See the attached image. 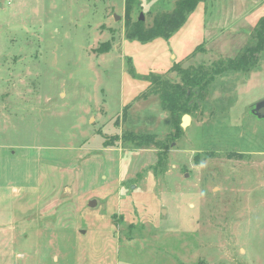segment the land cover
<instances>
[{
    "label": "rangeland",
    "instance_id": "obj_1",
    "mask_svg": "<svg viewBox=\"0 0 264 264\" xmlns=\"http://www.w3.org/2000/svg\"><path fill=\"white\" fill-rule=\"evenodd\" d=\"M177 1L137 0L130 21ZM262 16L264 0H204L142 42L125 0H0V264H264V52L177 132L149 93L236 56Z\"/></svg>",
    "mask_w": 264,
    "mask_h": 264
},
{
    "label": "trees",
    "instance_id": "obj_2",
    "mask_svg": "<svg viewBox=\"0 0 264 264\" xmlns=\"http://www.w3.org/2000/svg\"><path fill=\"white\" fill-rule=\"evenodd\" d=\"M137 0H125L126 36L147 42L155 38H169L186 21L187 16L204 0H178L171 12H165L157 16L152 25L144 28L139 19L131 22L130 11ZM108 48H103L106 51ZM264 52V16L260 17L249 33V42L234 57L227 58L217 67L204 69L197 68H173L179 74L178 82H170L167 79L153 77L149 85V93L157 95L161 108L170 113L173 128L177 132L180 129V118L184 114L197 112L201 102L205 99L208 86L218 76L230 72H249L257 61L258 56ZM216 64L215 62L212 65ZM123 140L131 142L138 148L154 146L162 147V142L154 134L122 135Z\"/></svg>",
    "mask_w": 264,
    "mask_h": 264
},
{
    "label": "water",
    "instance_id": "obj_3",
    "mask_svg": "<svg viewBox=\"0 0 264 264\" xmlns=\"http://www.w3.org/2000/svg\"><path fill=\"white\" fill-rule=\"evenodd\" d=\"M140 21L143 20V16L142 14H140L139 18H138ZM252 113L259 117V118H263L264 119V98L257 101L253 107H252ZM189 114H184L182 116V126H185L188 121H189ZM96 204V201L95 200H90L89 201V206H94Z\"/></svg>",
    "mask_w": 264,
    "mask_h": 264
}]
</instances>
